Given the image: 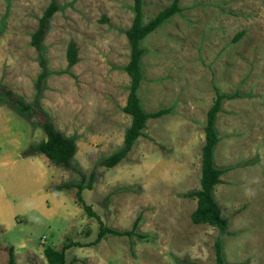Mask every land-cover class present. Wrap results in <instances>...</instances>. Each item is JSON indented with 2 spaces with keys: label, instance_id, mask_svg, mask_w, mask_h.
<instances>
[{
  "label": "rangeland",
  "instance_id": "obj_1",
  "mask_svg": "<svg viewBox=\"0 0 264 264\" xmlns=\"http://www.w3.org/2000/svg\"><path fill=\"white\" fill-rule=\"evenodd\" d=\"M43 41L49 75L35 104L41 72L30 37L49 0H0V86L34 106L18 114L0 103V264H47L43 250L59 251L65 264H214L217 230L193 224L206 113L214 88L235 95L216 119L214 165L228 168L213 189L229 235L221 240L223 264H264V0H178L180 8L141 42L144 55L138 98L149 119L117 165L101 162L119 150L130 117L123 113L130 78L125 31L132 0H56ZM174 0H142L143 22ZM237 38V39H235ZM77 49L70 66L66 50ZM54 128L75 142L68 168L45 156H23ZM93 173L91 188L85 186ZM97 218L78 205L76 189ZM142 238L105 235L100 223Z\"/></svg>",
  "mask_w": 264,
  "mask_h": 264
},
{
  "label": "trees",
  "instance_id": "obj_2",
  "mask_svg": "<svg viewBox=\"0 0 264 264\" xmlns=\"http://www.w3.org/2000/svg\"><path fill=\"white\" fill-rule=\"evenodd\" d=\"M177 1L178 0H174L170 6L157 13V15L148 22L144 23L142 16V0H132L133 19L130 27L125 31V36L130 47V55L127 64L122 68L130 78L129 92L125 105L122 108L123 113L130 117V124L124 133L122 147L101 162L104 167H114L126 157L131 151L136 139L142 135L147 120L160 118L169 114L171 111L170 108H164L152 113H146L141 107L137 92L139 84L142 81L140 62L145 52L144 48L141 47V42L163 22L176 12L180 11ZM59 9L60 7L56 0H49L47 7L38 20L37 28L30 37L29 43L37 54L38 65L41 70L34 84L36 89L35 104H38V98L43 88V82L49 75L47 61L43 54V41L49 29L50 19ZM66 59L70 66L77 62V49L73 42H70L67 46ZM214 95L213 102L206 113V121L203 128L204 144L201 148L199 188L186 193L184 196L194 198L196 201L195 209L190 214L191 222L193 224H205L216 228L217 235L214 242L216 250L214 264H223L224 258L222 254L221 240L223 237L229 235L228 220L221 215L220 208L213 197V189L217 184L221 183L220 176L228 170V168H218L214 165V149L219 142L215 125L223 101L232 99L235 95L220 93L216 88H214ZM0 103L12 104L18 109V114H24L28 111L32 112L35 109V104L29 105L25 103L21 97L3 86H0ZM40 128L44 132L45 138L36 145H30L22 152V155L24 154L23 156L29 157L35 154H41L54 166L68 168L70 166V161L76 152L74 140L58 132L51 121L46 117H44V121L40 124ZM93 177L94 174L91 173L89 175L88 183L85 186L86 188H91ZM71 188L76 189L75 196L78 205L89 217L97 218L81 197V191L83 189L81 182L65 183L55 187V189ZM138 222L139 217L135 219L131 229L128 231H116L105 227L100 223L95 242L101 240L105 235H135L138 238H142L144 235L138 234L136 230ZM72 246L79 245L76 242L68 240L59 251L49 246L44 248L43 254L47 264H65V250ZM7 264H15L11 251L8 252Z\"/></svg>",
  "mask_w": 264,
  "mask_h": 264
},
{
  "label": "crops",
  "instance_id": "obj_3",
  "mask_svg": "<svg viewBox=\"0 0 264 264\" xmlns=\"http://www.w3.org/2000/svg\"><path fill=\"white\" fill-rule=\"evenodd\" d=\"M34 156V155H33ZM33 156H30V157H33Z\"/></svg>",
  "mask_w": 264,
  "mask_h": 264
}]
</instances>
